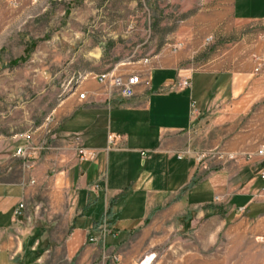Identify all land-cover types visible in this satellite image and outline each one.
Instances as JSON below:
<instances>
[{
    "label": "crops",
    "instance_id": "1",
    "mask_svg": "<svg viewBox=\"0 0 264 264\" xmlns=\"http://www.w3.org/2000/svg\"><path fill=\"white\" fill-rule=\"evenodd\" d=\"M201 5L199 15L187 17L189 38L205 19L204 27L229 44L217 58L187 46L158 53L151 59L158 65L123 68L150 73V84L130 98L86 78L53 107L52 129L31 120L13 133L51 148L35 153L31 170L15 148L2 155L0 264H113L104 253H152L174 239L205 264L202 253L214 248H222L215 264H264V159L256 155L264 144V66L256 72L254 59H264V0ZM240 22L257 31L243 46L234 33ZM198 61L203 68H191ZM185 77L190 84L183 88ZM81 147L96 158L81 159ZM187 149L192 153L179 158ZM212 150L234 156L214 160L226 162L216 178L198 156ZM20 203L25 211L16 217ZM106 214L115 235L90 242Z\"/></svg>",
    "mask_w": 264,
    "mask_h": 264
},
{
    "label": "rangeland",
    "instance_id": "2",
    "mask_svg": "<svg viewBox=\"0 0 264 264\" xmlns=\"http://www.w3.org/2000/svg\"><path fill=\"white\" fill-rule=\"evenodd\" d=\"M202 8L201 0H0V161L4 162L2 155L11 147L22 161L27 159L21 149L44 143L51 148L47 141L34 143L26 133L18 138L12 137L13 133L27 129L31 120L47 122L50 129L53 107L76 90L82 75L92 79L93 74L112 69H136L145 58L150 59L148 65H158L159 58L153 63L151 59L161 52L176 53L170 45L178 41L183 42L182 49L195 46L199 53L217 58L229 44L221 37L217 39L213 29L204 27L205 19L199 23L195 37L189 38L187 17L199 15ZM235 27L236 39L243 46V38L255 31V26L240 22L238 31ZM209 36H213L212 41L207 40ZM254 59L259 72L264 59L257 55ZM203 64L198 61L191 68L201 69ZM36 152L32 153L34 157ZM218 152L198 155L202 162L207 160L204 168L209 178H216L226 164L215 163L216 158L232 159ZM105 219L111 228L108 214ZM100 241L104 240L95 242ZM171 243L154 247L152 253L103 255L113 264H205L194 252L187 254L183 240ZM132 245H127L129 254ZM220 247H224L222 242ZM219 249L202 253L209 258L207 264H215L212 259ZM114 254L119 260L113 259ZM149 254L151 259L147 261ZM227 255L232 256V251L228 249Z\"/></svg>",
    "mask_w": 264,
    "mask_h": 264
},
{
    "label": "built area",
    "instance_id": "3",
    "mask_svg": "<svg viewBox=\"0 0 264 264\" xmlns=\"http://www.w3.org/2000/svg\"><path fill=\"white\" fill-rule=\"evenodd\" d=\"M207 40L212 41L213 36H209L207 38ZM170 46H171L172 52H178L179 50L182 49L183 42L178 41L174 44H171ZM143 62L145 64H148L150 62V59L145 58V59H143ZM87 77H88V75H86V74L81 76V80H79V82L76 86V90L79 87V85L82 83V81L85 80ZM93 78L96 79L98 82L104 84L107 87L109 93H112L114 90H117V91H119V93L121 95H123L126 98H130V97H133L135 95L136 88L138 85H140V84L149 85L150 84V73L148 71L123 73V72H117L116 69H112V70L105 71L103 73L93 74ZM189 84H190V82H189L188 77H185L181 82V86L183 88L188 87ZM86 94H87V92L83 91L80 93L79 97L85 98ZM25 135H27V137H31L30 134H25ZM116 140H117L116 136H114V135L109 136V142L113 146L117 145ZM45 144L46 143H44V145L37 146V148H35V146H33V145H30L29 147L20 150L22 152V154L27 159L24 162V167L26 169L31 170L35 166V157L32 155L33 151H35V150L40 151V150H44V149L49 148ZM190 153H192V151H191V149H188L186 151L180 152L179 157L183 158L187 154H190ZM142 154L145 155L146 151H142ZM96 155H97L96 151L89 150L88 148H85V147L80 148L81 159L93 160L96 158ZM256 155H259V156L263 157V159H264V144L261 145L260 148L257 150ZM231 157L233 158L234 156L231 155ZM261 176L264 178V169H263ZM24 211H25V204L20 203L18 205V207L15 209V216L16 217L22 216L24 214ZM100 228H101L100 236H91L89 239L91 242H95V241H98L100 239L105 240L109 234L115 235L114 231L108 226L106 219H105V222L102 223V226ZM113 259L119 260V255L114 254Z\"/></svg>",
    "mask_w": 264,
    "mask_h": 264
}]
</instances>
